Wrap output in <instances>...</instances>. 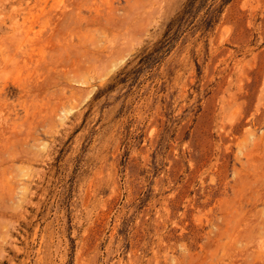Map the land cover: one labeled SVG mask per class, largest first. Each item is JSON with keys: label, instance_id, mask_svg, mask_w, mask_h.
<instances>
[{"label": "rangeland", "instance_id": "rangeland-1", "mask_svg": "<svg viewBox=\"0 0 264 264\" xmlns=\"http://www.w3.org/2000/svg\"><path fill=\"white\" fill-rule=\"evenodd\" d=\"M187 2L0 0V264H264V0L143 62Z\"/></svg>", "mask_w": 264, "mask_h": 264}, {"label": "trees", "instance_id": "trees-1", "mask_svg": "<svg viewBox=\"0 0 264 264\" xmlns=\"http://www.w3.org/2000/svg\"><path fill=\"white\" fill-rule=\"evenodd\" d=\"M206 0H188V2L186 3L184 9L181 11V13L178 15V17L176 19H174L169 25H168V30L166 31L165 33V36H164V40L160 41L159 42V46H158V50L156 51V55L153 56L152 54H148L147 57H144V61L146 59L150 60L151 58L153 59H156L158 58V54L160 52H164L166 50H168V47L169 45L171 44L173 38L175 35H177V32L176 31L178 28L181 27V25L183 24V22L186 20V18L191 15V13L193 12L194 8H195V5L198 3V2H204ZM231 0H221V4L219 5V11H218V8L217 10L215 11H218L220 12V9L223 8V6L225 4H227L228 2H230ZM215 11L211 12L210 14V18L207 19L206 21H204V24L206 26H210L211 24H214L215 23ZM203 24V25H204ZM152 59V60H153Z\"/></svg>", "mask_w": 264, "mask_h": 264}]
</instances>
